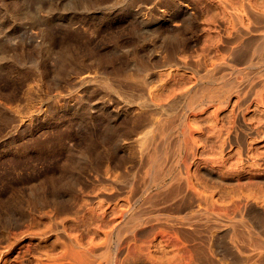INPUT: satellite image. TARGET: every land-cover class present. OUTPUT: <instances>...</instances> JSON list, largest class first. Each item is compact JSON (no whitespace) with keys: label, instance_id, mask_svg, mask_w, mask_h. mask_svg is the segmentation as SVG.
I'll list each match as a JSON object with an SVG mask.
<instances>
[{"label":"rangeland","instance_id":"obj_1","mask_svg":"<svg viewBox=\"0 0 264 264\" xmlns=\"http://www.w3.org/2000/svg\"><path fill=\"white\" fill-rule=\"evenodd\" d=\"M0 264H264V0H0Z\"/></svg>","mask_w":264,"mask_h":264},{"label":"bare ground","instance_id":"obj_2","mask_svg":"<svg viewBox=\"0 0 264 264\" xmlns=\"http://www.w3.org/2000/svg\"><path fill=\"white\" fill-rule=\"evenodd\" d=\"M238 25V24H237ZM253 27V26H252ZM240 30V29H239ZM250 42V41H249ZM235 52V51H234Z\"/></svg>","mask_w":264,"mask_h":264}]
</instances>
